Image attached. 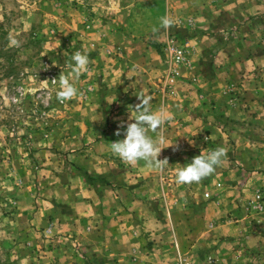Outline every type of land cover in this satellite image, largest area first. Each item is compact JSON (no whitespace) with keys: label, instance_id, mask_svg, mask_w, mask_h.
<instances>
[{"label":"rangeland","instance_id":"1","mask_svg":"<svg viewBox=\"0 0 264 264\" xmlns=\"http://www.w3.org/2000/svg\"><path fill=\"white\" fill-rule=\"evenodd\" d=\"M164 16L172 21L167 29ZM0 21L19 41L9 77L10 62L0 58V264H143L135 251L126 261L105 251L98 263L57 219L66 199L62 172H75L74 157L96 146V165H131L110 143L124 138L141 90L153 111H166L163 127L179 131L168 138L169 165L227 150L213 174L181 188L196 201H218L221 220L239 227L223 236L225 257L264 264V180L252 179L264 175V0H0ZM172 39L185 50L183 63L173 59ZM76 51L88 55V70L72 80L78 95L60 103L58 77L69 74ZM191 61L197 73L207 65L230 86L202 122L196 110L166 101ZM202 126L208 138L191 139ZM210 253L205 264H216L220 252Z\"/></svg>","mask_w":264,"mask_h":264},{"label":"crops","instance_id":"2","mask_svg":"<svg viewBox=\"0 0 264 264\" xmlns=\"http://www.w3.org/2000/svg\"><path fill=\"white\" fill-rule=\"evenodd\" d=\"M206 66L197 73L191 61L185 70L187 73L182 71L181 80L171 86V97L166 100L175 99L181 106L196 110L197 121L201 122L211 118L212 100L216 99L217 103L226 100L224 94L230 89L222 75L220 79H213L216 70ZM161 87L163 92L164 85ZM200 129H191L190 138L204 137L206 134H201L204 126ZM161 131L167 142L159 158L169 160L174 153L168 151V138L174 139L179 131L169 132L165 126ZM109 134L110 131L105 132L104 141ZM96 149L95 146L90 153L74 157L75 172H62L63 180L66 179V199L60 203L63 213L57 219L65 230L79 234L82 245L98 263L105 251H113L123 261L128 253L135 251L143 255V264H178L179 257L190 256L198 257L201 261H197L205 264L207 256H211L205 257V254L218 251L216 264H233L222 251V239L227 234L236 235L239 227L221 220L223 212L218 201L203 203L185 194L182 185L176 183L175 170L181 165H167L163 171L147 167L143 160L131 165H96ZM252 179L262 182L264 175L255 174ZM46 212L45 207L39 214L46 216ZM140 246H146L143 251L148 253L144 254Z\"/></svg>","mask_w":264,"mask_h":264},{"label":"clouds","instance_id":"3","mask_svg":"<svg viewBox=\"0 0 264 264\" xmlns=\"http://www.w3.org/2000/svg\"><path fill=\"white\" fill-rule=\"evenodd\" d=\"M161 26L167 29L172 21L167 17H161ZM9 46L19 47V41L10 32L8 35ZM179 58V57H178ZM89 57L86 52L76 51L71 56V62L68 64L70 72L65 75L63 72L58 77L59 90L56 92L57 100L60 103L71 100L78 95V89L72 83L73 79H79L82 73L88 70ZM53 83L57 79H52ZM140 101L132 106L135 115L130 114L126 122V129L123 132L124 138L110 143L111 152L118 156L122 161L134 164L143 160L147 167L154 170L163 171L169 165L168 158L160 159L163 145L167 142L162 126L166 123L167 113L163 109L153 111L151 109V97L146 95L143 90L136 95ZM119 127H125L122 123ZM149 131L156 133L155 137L150 136ZM122 133L117 130L115 135ZM227 156V150L224 147H217L193 157L190 163L176 168L177 184L199 183L204 178L213 174L218 166L223 163Z\"/></svg>","mask_w":264,"mask_h":264},{"label":"trees","instance_id":"4","mask_svg":"<svg viewBox=\"0 0 264 264\" xmlns=\"http://www.w3.org/2000/svg\"><path fill=\"white\" fill-rule=\"evenodd\" d=\"M10 33L9 26L6 25L3 21H0V58L5 57L10 65L6 70V77H9L17 68L16 64L11 62V59L15 55V47L9 46L8 35ZM4 65L3 63L0 66ZM14 78V77H13Z\"/></svg>","mask_w":264,"mask_h":264},{"label":"built area","instance_id":"5","mask_svg":"<svg viewBox=\"0 0 264 264\" xmlns=\"http://www.w3.org/2000/svg\"><path fill=\"white\" fill-rule=\"evenodd\" d=\"M170 49H171V52H172V55H173V59H174V61L176 63L179 64V63H183L185 61V58H186L185 50L181 46L175 44V40L174 39H172L170 41ZM206 195L209 196L210 194L207 193ZM208 261H209V263L213 262L211 257L209 258ZM178 264H199V262H197L195 259L190 258V257H181L178 260Z\"/></svg>","mask_w":264,"mask_h":264}]
</instances>
